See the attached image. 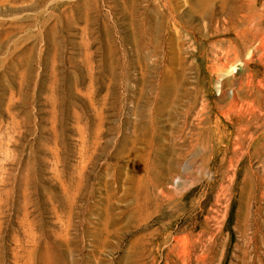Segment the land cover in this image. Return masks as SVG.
Here are the masks:
<instances>
[{
    "label": "rangeland",
    "instance_id": "1",
    "mask_svg": "<svg viewBox=\"0 0 264 264\" xmlns=\"http://www.w3.org/2000/svg\"><path fill=\"white\" fill-rule=\"evenodd\" d=\"M0 264H264V0H0Z\"/></svg>",
    "mask_w": 264,
    "mask_h": 264
},
{
    "label": "bare ground",
    "instance_id": "2",
    "mask_svg": "<svg viewBox=\"0 0 264 264\" xmlns=\"http://www.w3.org/2000/svg\"><path fill=\"white\" fill-rule=\"evenodd\" d=\"M210 2H211V0H201V3L203 4V5H208V4H210ZM170 95V94H169Z\"/></svg>",
    "mask_w": 264,
    "mask_h": 264
}]
</instances>
